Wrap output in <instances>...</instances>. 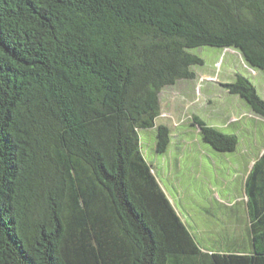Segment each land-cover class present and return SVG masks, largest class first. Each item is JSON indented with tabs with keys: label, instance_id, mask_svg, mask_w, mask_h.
<instances>
[{
	"label": "trees",
	"instance_id": "16d2710c",
	"mask_svg": "<svg viewBox=\"0 0 264 264\" xmlns=\"http://www.w3.org/2000/svg\"><path fill=\"white\" fill-rule=\"evenodd\" d=\"M200 47L264 73V0H0V264H264V151L245 180L241 249H205L147 160L160 94ZM264 119L242 75L226 84ZM202 140L238 136L193 116ZM170 131L157 127L156 152Z\"/></svg>",
	"mask_w": 264,
	"mask_h": 264
},
{
	"label": "rangeland",
	"instance_id": "374dc122",
	"mask_svg": "<svg viewBox=\"0 0 264 264\" xmlns=\"http://www.w3.org/2000/svg\"><path fill=\"white\" fill-rule=\"evenodd\" d=\"M204 64L196 79L179 81L160 94V115L154 129L142 131L141 142L154 174L177 213L205 249H241L249 217L245 180L264 151V119L247 102L227 91L237 75L247 77L264 99V73L253 69L234 49L192 50ZM193 116L222 133L237 135L235 152H219L202 140ZM170 131L165 154L156 152L157 127Z\"/></svg>",
	"mask_w": 264,
	"mask_h": 264
}]
</instances>
